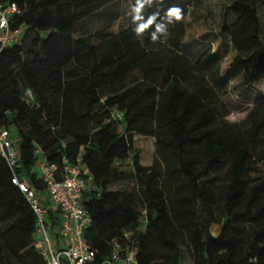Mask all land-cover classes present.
Wrapping results in <instances>:
<instances>
[{
  "label": "trees",
  "instance_id": "trees-1",
  "mask_svg": "<svg viewBox=\"0 0 264 264\" xmlns=\"http://www.w3.org/2000/svg\"><path fill=\"white\" fill-rule=\"evenodd\" d=\"M3 1L20 7L14 24L27 25L22 40L35 34L28 47L21 41L0 51V123L18 134V175L45 192L38 146L49 161L62 166L65 158L92 174L95 189L83 202L92 217L85 236L95 264L125 230L137 243L138 264H264V179L251 174L264 116L251 110L243 129L226 123L205 73L219 53L207 48L192 58L184 52L188 2L157 0L145 10V16L172 4L184 10L167 39L154 44L148 33L137 37L130 23L117 33H97L95 43L74 35L79 20L116 0ZM261 4L227 0L235 19L224 20L221 32L237 51L231 65L243 70L241 87L264 78ZM135 135L155 138L151 166L140 164ZM225 168L228 178L219 182ZM207 173L212 177L202 183ZM12 177L0 151V264H45L35 248V214ZM126 181L133 187L113 188ZM218 208L225 221L213 235ZM51 217L56 227V213Z\"/></svg>",
  "mask_w": 264,
  "mask_h": 264
},
{
  "label": "built area",
  "instance_id": "built-area-1",
  "mask_svg": "<svg viewBox=\"0 0 264 264\" xmlns=\"http://www.w3.org/2000/svg\"><path fill=\"white\" fill-rule=\"evenodd\" d=\"M20 13V7L15 1L0 0V51L6 45L22 41L27 25L14 24ZM27 95L32 97V92L27 90ZM113 118L122 120L123 116L114 113ZM16 141L11 136V129L0 123L1 154L13 174L12 182L19 186L36 217L37 252L45 264H95L96 250L85 236L92 217L83 202L84 195L95 189L92 174L79 164L69 163L65 158L62 166L49 161L38 146L36 166L47 194L43 196L18 175L20 157ZM51 213L57 215L56 227ZM146 222L143 217L139 228L144 229ZM131 235V230H125L122 239H114L108 257L101 264H138V247Z\"/></svg>",
  "mask_w": 264,
  "mask_h": 264
},
{
  "label": "rangeland",
  "instance_id": "rangeland-1",
  "mask_svg": "<svg viewBox=\"0 0 264 264\" xmlns=\"http://www.w3.org/2000/svg\"><path fill=\"white\" fill-rule=\"evenodd\" d=\"M190 7L187 15V39L183 44L184 52L195 58L202 49L210 48L212 52L219 53L220 59L210 70L205 73L215 87L222 102V109L226 111L228 116L232 112H247L245 118L238 123H230L225 117L228 125H241V129L249 126L244 122L251 110H255L254 116H264V78L252 86H239L243 70L240 67L231 65L234 56L237 54L228 35H223L221 32L223 21L228 24L233 23L235 16L231 13L227 14L226 6L227 0H186ZM129 0H116L114 3L99 10L78 22V28L74 32L76 37H84L89 39V42H97V33L112 32L117 33L122 28L130 23ZM118 14V18L110 22L111 18ZM259 17L262 31L264 33V5H259ZM46 33H41L43 37ZM35 37L34 33L27 35L22 40L23 47H28L31 40ZM248 102H252L249 107ZM11 136L13 139L18 138V134L14 127L11 128ZM149 147L154 150L155 157V142H152ZM258 154H256V161L253 165L251 174L256 181L264 179V142L257 146ZM154 161V159H153ZM212 174H206L202 179V183ZM228 178L227 168L218 172V181L224 182ZM133 181H126L116 184L113 188L124 189L133 187ZM43 196L46 192L41 191ZM212 222L210 224V231L213 235H218L225 217L221 209H214L212 212ZM37 238V236H36ZM183 254L185 259L190 262V254L188 247H183Z\"/></svg>",
  "mask_w": 264,
  "mask_h": 264
},
{
  "label": "clouds",
  "instance_id": "clouds-1",
  "mask_svg": "<svg viewBox=\"0 0 264 264\" xmlns=\"http://www.w3.org/2000/svg\"><path fill=\"white\" fill-rule=\"evenodd\" d=\"M156 2L157 0H129L128 5L132 32L139 38L148 33L150 41L154 44L163 43L169 35L168 26L184 19V10L175 4L166 8L163 14L160 11H155L145 16V10L151 8ZM248 106L254 105L252 102H248ZM246 115L247 112H232L225 119L230 123H238Z\"/></svg>",
  "mask_w": 264,
  "mask_h": 264
},
{
  "label": "crops",
  "instance_id": "crops-1",
  "mask_svg": "<svg viewBox=\"0 0 264 264\" xmlns=\"http://www.w3.org/2000/svg\"><path fill=\"white\" fill-rule=\"evenodd\" d=\"M188 6L190 7V5ZM186 37H187V20H185V36L183 40L184 44L186 43V39H187ZM152 142H155V138L153 136L135 135L134 137L133 145L135 148H138L140 150V164L143 166H151L153 164L154 150H152L149 147V145Z\"/></svg>",
  "mask_w": 264,
  "mask_h": 264
}]
</instances>
